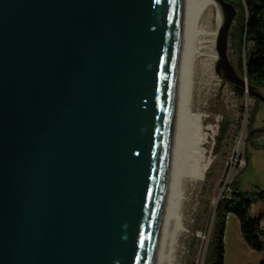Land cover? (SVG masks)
<instances>
[{"label": "water", "instance_id": "95a60500", "mask_svg": "<svg viewBox=\"0 0 264 264\" xmlns=\"http://www.w3.org/2000/svg\"><path fill=\"white\" fill-rule=\"evenodd\" d=\"M188 2L0 0V264H162Z\"/></svg>", "mask_w": 264, "mask_h": 264}, {"label": "rangeland", "instance_id": "374dc122", "mask_svg": "<svg viewBox=\"0 0 264 264\" xmlns=\"http://www.w3.org/2000/svg\"><path fill=\"white\" fill-rule=\"evenodd\" d=\"M215 14V10H205L199 18L201 28H215ZM228 57L241 76L239 58L230 36ZM202 58L197 57L194 66L196 98L190 115L203 118L202 134L207 136V141L196 151L204 159L210 158L212 164L202 181L185 180L182 184L189 213L173 264H206L216 207L234 186L243 192H264V85L256 87L258 96H251L245 90V96L240 98L235 86L214 63L211 85L199 93L196 86L203 87ZM179 154L176 163L181 160ZM251 213L255 216L264 213V202L253 204ZM261 227L264 229V220ZM224 264H261V254L244 242L238 218L232 213L225 225Z\"/></svg>", "mask_w": 264, "mask_h": 264}, {"label": "bare ground", "instance_id": "6f19581e", "mask_svg": "<svg viewBox=\"0 0 264 264\" xmlns=\"http://www.w3.org/2000/svg\"><path fill=\"white\" fill-rule=\"evenodd\" d=\"M190 8V9H189ZM215 10L216 26L212 29L201 28L199 18L205 10ZM201 19V18H200ZM224 14L217 0H189L186 12L188 60L185 81V91L178 118V145L177 152L180 154V162L176 163L174 197L170 211L163 261L162 264H173L174 255L177 252V244L182 236V229L187 220L189 210L184 198L185 191L182 189L183 182L189 180L193 183L202 181L212 164L210 158L204 159L196 149H200L207 141V136L202 128L203 118L190 115L191 105L196 98L194 87V66L197 57H203V76L201 92L204 87L211 85L213 80L212 65L218 63V54L215 48L217 33L223 24ZM209 26V25H208ZM206 27V26H204ZM194 115H196L194 117ZM199 125V127H198ZM203 133V134H202ZM178 161V160H177ZM189 207V206H188Z\"/></svg>", "mask_w": 264, "mask_h": 264}, {"label": "trees", "instance_id": "16d2710c", "mask_svg": "<svg viewBox=\"0 0 264 264\" xmlns=\"http://www.w3.org/2000/svg\"><path fill=\"white\" fill-rule=\"evenodd\" d=\"M225 1L237 12L229 36L239 58L240 77L246 78L249 86L256 89L264 85V0ZM235 92L240 98L245 96V89L241 87H235ZM256 202H264V192H243L238 186L219 201L206 264H224V232L231 213L238 218L241 235L249 248L264 253V229L261 227L264 213L257 216L251 213Z\"/></svg>", "mask_w": 264, "mask_h": 264}, {"label": "crops", "instance_id": "0c3cea01", "mask_svg": "<svg viewBox=\"0 0 264 264\" xmlns=\"http://www.w3.org/2000/svg\"><path fill=\"white\" fill-rule=\"evenodd\" d=\"M243 238V237H242ZM244 240V239H243ZM245 242V241H244ZM249 247V246H248ZM253 251V250H252ZM261 254V264H264V253H260Z\"/></svg>", "mask_w": 264, "mask_h": 264}]
</instances>
